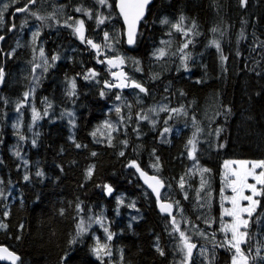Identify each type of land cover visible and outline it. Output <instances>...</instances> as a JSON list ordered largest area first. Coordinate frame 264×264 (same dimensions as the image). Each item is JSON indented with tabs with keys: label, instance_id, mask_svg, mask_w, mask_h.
<instances>
[{
	"label": "trees",
	"instance_id": "1",
	"mask_svg": "<svg viewBox=\"0 0 264 264\" xmlns=\"http://www.w3.org/2000/svg\"><path fill=\"white\" fill-rule=\"evenodd\" d=\"M29 2L0 0V245L16 264H177L179 222L190 264H231L222 171L264 160V0H153L132 48L115 0H35L12 21ZM77 9L92 16L82 41ZM137 166L164 182L175 223ZM257 201L240 245L249 264H264Z\"/></svg>",
	"mask_w": 264,
	"mask_h": 264
},
{
	"label": "snow or ice",
	"instance_id": "2",
	"mask_svg": "<svg viewBox=\"0 0 264 264\" xmlns=\"http://www.w3.org/2000/svg\"><path fill=\"white\" fill-rule=\"evenodd\" d=\"M30 2H34V0H30ZM101 2H103V0H101ZM149 2V0H121L120 3V9L121 12L124 15L125 21L128 24V43L129 44H133L135 43V25L137 23V21H139L143 15H144V10H145V6L147 5V3ZM18 11H24V9H18ZM77 11H80V9H77ZM183 19V18H181ZM166 22V21H165ZM100 23H103V21L101 20ZM76 27H75V31L76 33L79 34L80 39L84 40V21H78L76 22ZM71 26V25H69ZM178 30H179V25L175 26ZM105 38H108V33H105ZM0 39H2V37H0ZM88 44H90L93 48L99 49V45L93 43L91 40H87L86 41ZM185 47H187V45H185ZM217 47H219V45L217 44ZM43 55V53H41ZM159 55L163 56L165 55L163 50L159 51ZM53 59H56V57H53ZM117 60L119 61V63H123V60L121 58H117ZM108 63L111 65L114 63L113 60H108ZM96 73L90 71V75L85 76V79H89L91 76H95ZM115 75V74H114ZM123 75V74H121ZM3 76V71L2 69H0V78H2ZM107 83V82H106ZM75 81L73 80L72 82V88L75 89ZM109 87H115L116 85H108ZM126 85L121 83L119 85V87H125ZM134 86L139 88L142 92L146 91V89H144L140 84H135ZM104 93L101 92V95H103ZM27 95V93L25 94ZM117 99H119V97H117ZM117 112L120 111L119 108L116 109ZM173 112H177L180 111L179 109H172ZM142 118H146V117H142ZM167 131V130H166ZM95 135V133H94ZM189 143H191V141H189ZM77 147H80L79 144L76 145ZM17 155H19V153H16ZM93 155H96L95 153H93ZM121 155H123V153H121ZM133 165H135V162H132ZM229 162H226V165ZM241 164V166L245 165L247 162H239ZM138 168V166H137ZM262 169V171H260L258 174L255 172V169ZM92 174V169H89L88 171V176L90 177ZM142 175H145L144 173H141ZM37 175H42V173H37ZM236 175V180L232 182V191L233 193H235L234 196L232 197H226V199H230L232 204H233V208L231 210L229 209H225V213L228 216L233 217V223L231 225H228L227 228H229L231 230L232 233V241H230L229 243L231 244L232 247H234L237 251V253H240V243L243 240L244 237V233H241L239 231L241 226H247L248 221L243 219L242 217V213L247 212L248 215H251L252 212V208H242L240 206V201L241 200H245V201H249L250 205H254L257 203V201H255L253 199L254 196L261 194L264 195V192H258L257 190V184L264 186V160L261 161H256V162H252L251 164V170L249 171H245L243 173H235ZM251 176L256 183L255 184H248L247 183V179L248 177ZM25 180L28 179L27 176L24 177ZM152 180H155L156 185H161V182L159 180H157L155 177L149 178ZM147 182V181H146ZM183 183V182H181ZM152 186V185H150ZM244 189H250L252 195L250 196H246L244 195ZM153 190L157 193V195H159V188L158 187H154L153 186ZM112 191V189L110 187H108V192L110 193ZM172 208L171 204H162L161 205V210L164 212H169L170 209ZM5 215H7V213H5ZM99 222V221H97ZM173 222L175 223V220L173 219ZM0 227H6V225H0ZM77 235L79 236L81 233H83L84 231H86L84 222L81 221L78 225H77ZM105 231H107V229H105ZM184 233L181 232V236H183ZM112 235L109 234L108 239L111 240ZM234 241V243H233ZM72 243H75V239H73V241H71ZM188 247V252L189 254L191 253V249L193 247H195V245H187ZM93 251L95 252V254L97 255V257H101L102 255H110V252L107 250V246L106 245H100L99 243L97 244V246L93 249ZM0 259H7L10 260L12 262V264H16V262L19 260V257L16 256L14 253L10 252L7 248H4L2 246H0ZM233 264H246V259L241 258V260H237L235 257L233 258Z\"/></svg>",
	"mask_w": 264,
	"mask_h": 264
},
{
	"label": "rangeland",
	"instance_id": "3",
	"mask_svg": "<svg viewBox=\"0 0 264 264\" xmlns=\"http://www.w3.org/2000/svg\"><path fill=\"white\" fill-rule=\"evenodd\" d=\"M99 2L101 4L104 5V9L108 8V5L105 3V0H103V2H101V0H99ZM78 13L80 14V17L77 18V22L78 21H81L84 19L87 21L88 19H90L92 16L91 14L87 11V10H80L78 11ZM118 63V62H116ZM117 74V73H116ZM115 83L116 82H119V80H115L114 81ZM256 161H259V160H234V159H230V160H226L223 164V171H222V179H223V188H222V193H221V196H222V203H223V210H222V215H223V232L226 236V244L232 248L235 252L234 256L232 257V261H231V264H233V258L235 257L237 260H241V258H244L246 259V264H249V260L248 258L243 254L241 253H237L236 249L234 247L231 246V244L229 243L230 241H232V233H231V230L229 228H227L228 225H231L233 223V217L231 216H228L226 213H225V209H229L231 210L233 208V204L231 202L230 199H226V197H232L235 195V193H233L232 191V182L236 180V175L235 173H243L245 171H249L251 170V164L252 162H256ZM226 162H229L227 165H226ZM239 162H247L245 165L241 166V164ZM260 171H262V169H255V172L258 174ZM247 183L248 184H255L256 181L251 177L249 176L248 179H247ZM260 186L259 184H257V190L258 192H260ZM244 195L246 196H250L252 195L251 193V190L250 189H244ZM259 194L254 196L253 199L255 201H257V198H258ZM258 202V201H257ZM240 206L242 208H249L251 207L252 208V212L254 211V209L256 208L257 206V203L254 204V205H250V202L249 201H245V200H241L240 201ZM251 212V213H252ZM242 217L243 219L247 220L248 221V213L245 212V213H242ZM175 227H176V231L178 232L177 234H179V245H178V248H179V251H180V260H179V263L177 264H190L191 263V260H192V257L194 255V252H195V247H193L191 249V253L189 254L188 252V247L187 245L191 244V245H194L192 242H191V239H192V236L190 234V232L185 229L183 230L181 227H180V223L179 222H176V224H174ZM245 226H241L239 231L241 233H244V236H245ZM181 232L184 233L183 236H181ZM196 233L198 235H202V236H205L207 235V233L204 231V230H200V231H196ZM244 241V237H243V240L242 242ZM242 242L240 243V245L242 244ZM234 243V241H233ZM200 254L203 256L204 260H205V257L207 255L206 253V250H201L200 251ZM206 260H207V264L210 263L209 258L206 257Z\"/></svg>",
	"mask_w": 264,
	"mask_h": 264
},
{
	"label": "water",
	"instance_id": "4",
	"mask_svg": "<svg viewBox=\"0 0 264 264\" xmlns=\"http://www.w3.org/2000/svg\"><path fill=\"white\" fill-rule=\"evenodd\" d=\"M57 1H59V0H57ZM34 2H35V0H34ZM34 2H30V4L32 5V4H34ZM152 2H153V0H149L147 5L145 6L143 17L139 21H137V23L135 25V41H136L137 33H138V30H139V27H140V23L143 20V18L146 16L147 9L152 4ZM120 3H121V0H115V9H116V11H117V13H118V15H119V17L121 19V22H122L125 44H126V46L128 48H132L135 45V43L129 44L127 42L128 41V24L125 21L123 13L121 12ZM26 7L27 6H25L23 8H17L15 10V13L19 14L21 12H24L26 10ZM18 9H24V11H18ZM2 39H3V36H2ZM2 39H0V42L2 41ZM120 79H121V76H120ZM2 81H3V76H2V78H0V85L2 84ZM136 172H137V176H138V179L141 182V184L153 195V197L155 199V202H156L157 211L160 214L168 216L171 220H173L174 219V214H175V210H174L173 205L170 202L162 199V193H163V191L165 189L164 182L158 176H156V175H154L152 173L146 172L145 170H142L139 167L138 168L136 167ZM141 173H144L145 175H142ZM152 177H155L157 180H159L161 182V185H156L155 180L149 179V178H152ZM150 185H152V186H150ZM153 186L159 188V195H157V193L153 190ZM162 204H171L172 208L170 209L169 212H164V211L161 210V205ZM0 246H2L4 248H7V247H5L2 244ZM9 251L14 253L16 256H18L14 251H12V250H9ZM0 262L6 263V264H12V262L10 260H7V259H0Z\"/></svg>",
	"mask_w": 264,
	"mask_h": 264
},
{
	"label": "flooded vegetation",
	"instance_id": "5",
	"mask_svg": "<svg viewBox=\"0 0 264 264\" xmlns=\"http://www.w3.org/2000/svg\"><path fill=\"white\" fill-rule=\"evenodd\" d=\"M60 1H61V0H60ZM105 3H106L108 6H110V5H109V4H110V0H105ZM33 5H34V4H33ZM33 5H32V6H33ZM29 6H30V5H29ZM29 6H28V8H26L25 11H27L29 8L32 7V6H30V7H29ZM24 7H25V6H24ZM16 9H17V8H16ZM16 9H15V10H16ZM15 10H14V12H13L12 14H9V17H10V19H11L12 21H13V19H14V17H13L14 15H19V14L22 13V12H21V13L17 14V13H15ZM25 11H24V12H25ZM89 13H91V12L89 11ZM76 26H77V25H76ZM86 28H87V24H86V20L84 19V37H85V30H86ZM78 39L81 40L79 34H78ZM81 41H82V40H81Z\"/></svg>",
	"mask_w": 264,
	"mask_h": 264
},
{
	"label": "bare ground",
	"instance_id": "6",
	"mask_svg": "<svg viewBox=\"0 0 264 264\" xmlns=\"http://www.w3.org/2000/svg\"><path fill=\"white\" fill-rule=\"evenodd\" d=\"M29 5L32 6L33 4L31 5L30 2H29V4L26 5V6H27L26 8H28ZM135 43H136V41H135ZM2 69H3V68H2ZM4 246H5V245H4ZM5 247H7V246H5ZM7 248H8V247H7ZM8 249H9V248H8ZM9 250H11V249H9ZM0 263H2V262H0Z\"/></svg>",
	"mask_w": 264,
	"mask_h": 264
}]
</instances>
